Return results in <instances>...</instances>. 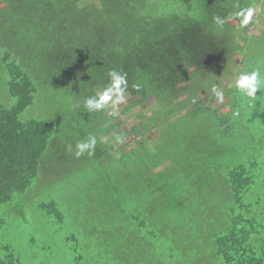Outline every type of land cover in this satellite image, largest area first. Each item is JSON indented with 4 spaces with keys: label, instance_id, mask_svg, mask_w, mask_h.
Returning <instances> with one entry per match:
<instances>
[{
    "label": "trees",
    "instance_id": "16d2710c",
    "mask_svg": "<svg viewBox=\"0 0 264 264\" xmlns=\"http://www.w3.org/2000/svg\"><path fill=\"white\" fill-rule=\"evenodd\" d=\"M81 2L0 0V12L4 11L5 16L4 23H0V72L7 77V92L13 101L10 107L0 101V206L11 204L32 186L48 146L52 148L50 143L60 139L54 133H103L99 137L106 139V148L104 153L94 152L96 161L108 153L115 158L118 153L114 148L123 151L118 159L120 168L125 165V173L118 170L123 180L120 183L126 180V193L131 197L135 194L142 203L141 214H133L128 223L134 224L142 245L150 246L158 242L163 230L168 237L171 234L162 216H173L176 222L183 219L187 187L185 180L180 183L177 177L169 185L164 184L163 176L151 181L152 171L160 165L150 158L156 157L154 149L148 148L152 143L142 138L153 131L152 126L184 111L193 119L212 121V130L218 133L207 135L230 139L232 133H222L221 128L230 129L228 124L242 118L243 109L241 92L233 86L234 76L254 70L246 68L241 44L251 32L248 27L258 22L254 16L253 22L242 26V17L236 13L256 6L259 0H106L97 12ZM215 16L225 18L222 28L214 23ZM235 55L240 56L239 64L233 60ZM113 69L127 73L126 96L130 101L121 114L134 115L136 111L138 115L137 123L127 131L122 128L121 118L119 122L106 108L89 111L84 107L86 98L108 85V73ZM260 72L264 77V67ZM224 77L231 81L224 83ZM43 84L68 90L71 96L67 98L80 99L81 121L62 126L61 115L50 121L21 120L20 115L33 104ZM214 84L224 90L231 105L230 111L220 116L219 109L202 107V102L193 104L203 94L216 98L211 91ZM153 104L158 110L144 115L142 111ZM237 111L239 115L234 116ZM117 134L139 142L125 151L128 144L117 143ZM186 135L190 136L187 145L196 152L191 148L182 152L175 147L170 153L181 155L186 166L182 170L184 178L187 171L188 176L196 172V179L204 180L200 162L205 155L197 148L205 134L183 133L179 138L185 141ZM254 166V162L238 165L223 175L222 187L228 191L232 207L225 231L214 232L208 240L205 251L210 255V264H264V234L261 236L258 230L264 224L257 220L263 207L258 202H247L254 184ZM45 208L49 215L54 209L52 205L42 206ZM165 244V240L160 243L157 257L166 252ZM9 249L0 247V264H19ZM174 252L172 248L168 250L170 254Z\"/></svg>",
    "mask_w": 264,
    "mask_h": 264
},
{
    "label": "rangeland",
    "instance_id": "374dc122",
    "mask_svg": "<svg viewBox=\"0 0 264 264\" xmlns=\"http://www.w3.org/2000/svg\"><path fill=\"white\" fill-rule=\"evenodd\" d=\"M104 1L106 0H82L81 4L90 6L97 12ZM254 8L257 9L254 16L258 18V22L255 26L248 27L253 32L250 35L249 32L248 38H244L241 52L247 69L260 70L264 67V0H259ZM3 12H0L1 24L4 23ZM238 56L233 58L237 64L240 63ZM6 79L5 73L0 72V101L10 107L13 101L7 92ZM229 81V77L223 78L224 83ZM218 88L222 90L221 87ZM59 89L58 86L43 84L35 95L33 104L20 115V119L50 121L61 115L62 126L73 120L81 121L82 101L67 98L71 96V92ZM240 96L242 118H236L229 123L230 129L221 128L222 133H232L229 140L217 134L213 138L207 135L218 133L212 130V121L193 119L192 115L184 111L152 126L153 131L149 130L142 138L152 143L148 148L149 151L154 149L156 157L152 155L150 158L160 165L152 171L154 174L151 181L156 182L163 176L164 184L169 185L177 177L180 183L185 180L184 186L187 187L188 204L185 202V215L181 222H176L173 216L169 219H166L167 215L162 216L163 221L166 220L169 225V237L163 230L159 234L158 242L150 246L142 245L134 224L128 223L133 214H141L142 203L135 194L131 197L126 193V180L123 185L120 183L123 180L118 176V170L125 173V165L119 167L118 159L123 153L117 150L120 148H114V152L118 153L115 158H111L110 153H105L107 156L96 161L94 152L97 150V154H100L106 148L103 145L106 139L99 137L103 133H54L60 139L50 143L56 148L49 144L52 148L48 146L44 153L38 176L32 186L23 195L16 196L11 204L0 206V247L9 246L19 264H210V255L205 251L208 240L214 232L221 234L225 231L232 207V200H227L229 193L222 187L223 175L232 168L251 162L256 164L251 169L254 184L246 198L247 202H258V206L263 207L262 215L259 214L257 220L264 224V92H257L255 99L243 93ZM129 101L126 96L125 102L118 106L119 114L116 116L118 120L121 118L124 131L138 121L136 111L134 115L121 114ZM196 102H202V107L219 109L218 116L231 109L226 95L222 103L216 98L211 99L207 94L201 95L193 104ZM110 110L106 108L108 114ZM157 110L158 106L153 104L142 112L148 116ZM202 131L205 137L197 152L205 155L200 167L205 174L203 179L210 178L208 181L196 179V172L188 176L187 171H184V178L182 170L186 166L181 161V155L170 153L175 147L182 152L188 148L196 152L192 145H187L189 135H186L185 141L179 137L183 133ZM175 133L182 135L178 137ZM89 135L97 138L94 151L91 155L85 153L77 157L76 144ZM138 142L127 135L121 144H128L126 151L134 148ZM67 145L70 146L66 147ZM138 163L139 161L136 162L137 165ZM206 183L211 186L207 187ZM118 187L120 190L117 191ZM51 205L54 209L49 215V209L43 210L42 206ZM216 221L220 227L216 226ZM151 225L153 223H147V226ZM152 230L158 231L154 228ZM258 230L262 236L264 225ZM164 240L166 252L157 257L160 252L159 245ZM171 248L175 250L172 254L168 253Z\"/></svg>",
    "mask_w": 264,
    "mask_h": 264
},
{
    "label": "clouds",
    "instance_id": "9594fccd",
    "mask_svg": "<svg viewBox=\"0 0 264 264\" xmlns=\"http://www.w3.org/2000/svg\"><path fill=\"white\" fill-rule=\"evenodd\" d=\"M256 12L257 9L254 7H247L236 13V15L242 17V26H247L249 23L253 22V17ZM213 21L221 28L225 24V18H221L220 16L213 17ZM108 76V85L96 95L86 98L84 107L89 111H99L110 108L109 115L117 116L119 114L118 106L124 103L126 99V92L128 89L127 73L113 69L109 71ZM233 86L247 97L255 99L256 93L264 87V77L261 76L259 69H254L250 72H242L236 78ZM133 87L138 89L139 85H133ZM211 91L215 94L217 101L222 103L224 100V91L219 89L215 84L212 86ZM233 115L238 116L239 112H234ZM116 142L123 143L122 135H116ZM96 144L97 138L94 135H89L85 140L76 144L75 155L77 157L85 153L91 155Z\"/></svg>",
    "mask_w": 264,
    "mask_h": 264
}]
</instances>
